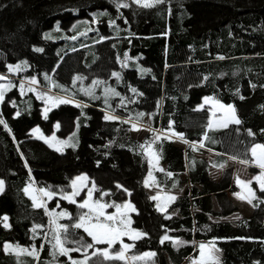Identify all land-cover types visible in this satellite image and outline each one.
<instances>
[{"label": "trees", "instance_id": "16d2710c", "mask_svg": "<svg viewBox=\"0 0 264 264\" xmlns=\"http://www.w3.org/2000/svg\"><path fill=\"white\" fill-rule=\"evenodd\" d=\"M120 2L130 6L117 9L113 0H0V71L10 75L5 85H13L0 103V117L11 129L0 125V218L7 215L10 224L4 228L0 223V264H71L67 256L53 260L49 216L24 192L28 183L56 193L50 200L45 197L49 211L69 214L58 221L68 226L66 247H77L74 241L92 243L83 229L72 227L87 209L59 198L70 192L71 178L79 173L95 184L93 200L123 204L129 198L137 209L129 213L131 227L148 234L131 250L154 251L155 264H183L205 241H215L221 264H264V203L253 201L258 204L252 205L253 212L234 223L209 218L236 208L228 197L233 189L230 173L214 180L211 167L226 164L232 156L250 159V147L264 143V0H166L153 8ZM125 52L129 59L122 67ZM17 64L19 71L8 72V65ZM113 72L120 73L119 80ZM78 76L83 79L75 80ZM32 78L37 83H24L26 90L20 92L19 82ZM106 88L119 96L106 93ZM88 89L92 95L86 94ZM45 91L79 102L52 106L46 103ZM205 95L232 104L241 123L208 130L210 111L196 107ZM45 108L50 109L47 119L42 115ZM106 114L119 119L105 120ZM170 121L190 142L203 140L206 131L211 140L193 151L176 137L161 138L150 151L159 154L162 166H150L149 154L140 145L153 140V130L167 133ZM140 123L150 128L141 140L132 135V125ZM55 124L60 125L58 133L66 130L62 152L30 133L34 125ZM147 188L182 189L168 208L175 211L171 219L157 210ZM256 194L264 199V193ZM36 225L42 227L34 233ZM165 234L186 243L178 248L169 241L161 244ZM5 243L35 247L39 259L5 254ZM69 256L84 258L83 252Z\"/></svg>", "mask_w": 264, "mask_h": 264}, {"label": "snow or ice", "instance_id": "6c2138e0", "mask_svg": "<svg viewBox=\"0 0 264 264\" xmlns=\"http://www.w3.org/2000/svg\"><path fill=\"white\" fill-rule=\"evenodd\" d=\"M113 2L116 4L117 9L120 8H128L130 5L127 2H120V0H113ZM133 4L138 5L141 8H153L157 5H162L166 3V0H131ZM106 14V13H105ZM110 24L112 26H115V20H111ZM85 33H81V35H84ZM77 37L73 36L71 39L75 40ZM103 39V38H102ZM36 51L41 52L43 49L37 48ZM219 59H224V57H218ZM129 59L128 53H124V60L121 61L122 67H127V61ZM21 69V65L17 64L15 66L8 65V72H17ZM143 71V70H142ZM112 75L116 77L118 80L120 79V73L119 72H113ZM47 78V77H46ZM6 77L0 76V80H4ZM82 77H76L75 80H81ZM206 79V78H205ZM75 80L73 81V85H75ZM37 80L35 78H32L30 81V84H36ZM93 85H97L99 83H102L100 81H93ZM13 85L11 83L4 85L0 84V103L4 101L5 98V92L9 90ZM253 88L256 87V85H252ZM21 91L24 90V85H20ZM28 91H33L32 88H29ZM64 91H67V89H64ZM131 91L133 93H136L137 90L135 88H132ZM105 92H111L113 95L119 96V93L115 92L114 89H105ZM86 94L92 95L91 89L86 90ZM46 95V102H49L52 106H59L61 104H70L73 103V99L70 96L65 97H59V96H47ZM142 95V93H140ZM44 98V97H40ZM240 99H244L243 96L240 97ZM107 102V101H106ZM208 102V99L206 98L205 103ZM77 107H81V104H76ZM215 108L222 110L224 112V118L222 121H218L220 127L227 128L230 123L234 124H240L241 121L236 115V109L233 105H224L220 103L218 100L214 101ZM83 107H87V105H83ZM264 108V105L261 106ZM49 108H45V119H47V112L49 111ZM17 116L20 115L19 112L16 113ZM144 113H139L138 116H143ZM213 116L216 115L215 112L212 113ZM105 120H115L119 119V117H116L112 114H106L104 116ZM127 122V121H125ZM0 125H3L5 129L9 128L7 122L0 117ZM173 122H169V129L167 133L163 132L162 130H153L154 131V138L150 142H146L145 145H140V148L142 150H145V152L149 155H151L155 161L156 164H158L160 156L157 152L150 151L152 149V146L156 143V141L163 139L171 140L172 137H176L180 141H182L185 144H188V146L193 151H198L200 148L205 147L204 141H210L211 138L208 136V132L206 131L203 136V140L199 142H190L187 139L184 138V135L182 133H177L173 130ZM57 128L60 127L59 124L56 125ZM79 127V123L77 122V128ZM133 130H139L137 129L136 124L132 125ZM206 128L208 130L214 129V122L212 119H209L208 124L206 125ZM40 129L36 128L33 129V132H39ZM249 135H253L251 131H249ZM73 136H75V133H73ZM50 139L55 140L56 137L53 136ZM71 139V137H70ZM49 138H45V143H48ZM214 142V141H213ZM58 143L66 144V141H58ZM51 147V144H49ZM75 146V145H71ZM60 149H57L59 151ZM211 151V149H209ZM251 158L250 159H239L238 157L232 156L229 157V159L238 161L239 163L245 165L246 167L252 166L259 169V173L255 175L251 180H243L239 176L236 177V184L240 187L241 191L234 193V195L242 200L246 201L247 203L253 205L254 207L258 206V204H253V201H259V203H264V199H261L257 196L256 192L257 189H254L252 187V184L255 182L258 185V190L261 193H264V144H255L251 149ZM150 166L153 165V160H149ZM213 167H219L220 169H223L225 167V164L220 165H213ZM159 171L163 172V168H159ZM167 176L171 177L173 174L171 172L166 173ZM149 178H152V172L149 171L148 173ZM87 180L86 176H78L75 179L71 181L70 187L72 189L71 193H65L63 194L62 198L68 200L70 203H76L75 197L80 194V192L83 190L84 187H87L86 184L83 182ZM154 182V178H153ZM79 184V186H78ZM144 186L149 187V181H144ZM29 187H26L24 189V192L27 194L29 192ZM175 187V185H174ZM117 188H123L122 185L117 184ZM93 190H95V184L93 183L92 188L88 189L87 192V199H84L82 203H79V208L81 209H87L86 212H83L77 219V221L72 225L75 229H83L85 233L89 237H91L92 243H81L79 241H74L72 243H77L78 246L74 248L66 247V244L70 243L67 239V233H68V226L64 224L58 223L59 219L63 217H68L69 214L65 211H61L59 213H54L52 211H49V209L46 206V203L43 201L38 202L37 198L35 196L32 197L33 206L35 208H43L45 211V214L49 216V224L52 226V239L55 241L52 244V247L54 249L52 255L53 260H56L58 256H67L69 257L71 264H89V261L92 259V257H101L103 261H123L124 264H131V262L135 261H145L147 262L151 261L152 264H154L153 258L157 255L155 252H145L140 255H132L128 256L127 253L135 247V242L138 240H141L145 238L148 234L146 232H142L139 230H136L131 227L133 221L129 215V213L137 212L136 207L131 203V201H127L123 204H108V203H102L100 200H93ZM4 191V181L0 180V193ZM124 192L127 193V195L131 196V192L128 189H123ZM38 192L42 194V196L47 197L49 200L52 199L56 193L50 190H47L45 188L38 189ZM104 195H108V193H104ZM152 201H158L160 200L159 195H154L150 197ZM164 200L166 201L163 205L160 203L156 204V208L161 213H165V219H171V215L167 214L168 208L171 203L175 202L177 200V196L175 195H166L164 197ZM114 207L116 211L111 214L106 213V209ZM138 214V213H137ZM9 217L7 215L0 218V223L3 224L4 228H9L10 224L8 223ZM41 225H36L33 228V232L35 233L36 229L41 228ZM123 237H127L129 240H131L133 243H124ZM166 241H169L172 243L173 247H180L184 245L185 241L175 240L172 237L165 234L160 239V243L164 244ZM117 243L120 244L119 250L113 251L114 245ZM106 244V248H96V245H104ZM88 249H94L91 253V255L88 254ZM200 249V256L198 259L193 260L192 264H219V255L220 249L215 247V241L210 242L209 244H203L201 243L199 245ZM3 251L5 254H16L17 256L26 253L29 256H32L36 259H39V251L32 247L31 250L28 248H22L19 245H13L10 243H5L3 245ZM70 252H83L84 258L82 260H75L71 259L69 256ZM255 264H259V261H256Z\"/></svg>", "mask_w": 264, "mask_h": 264}, {"label": "rangeland", "instance_id": "374dc122", "mask_svg": "<svg viewBox=\"0 0 264 264\" xmlns=\"http://www.w3.org/2000/svg\"><path fill=\"white\" fill-rule=\"evenodd\" d=\"M0 76L6 77V79L0 80V84H4L5 85L6 83L10 82L11 78H10V75H8L7 73H4V72L0 71ZM27 82H28V85H30L29 80ZM27 82L24 81V80H21V82H19L18 89H19L20 92H22L21 88H20V85L21 84L25 85L24 83H27ZM30 86L32 87V85H30ZM24 90H26L25 87H24ZM44 93L49 94L47 96L53 95L52 93L47 92V91H45ZM62 97H65V96H62ZM45 98H46V95H45ZM206 98L208 99L207 103H205ZM216 100H218V99H216L214 96L205 95V96L202 97L201 101L197 104L196 107L197 108L207 107L208 110L210 111V119L213 120L214 126H219V124L217 122L218 121H222V119L224 118L225 114H224V112L222 110H219V109L215 108L214 101H216ZM218 101L220 103L226 105V106L227 105H232V104L223 103L220 100H218ZM73 102L77 103L79 101L76 100V99H73ZM46 103L49 104V102H46ZM213 112L216 113L215 116L212 115ZM42 115L45 116V113L43 112ZM56 125L57 124H55L53 128H51L52 126L51 127L42 128L39 125H34V126H32L30 128V133L36 140H39L40 142L44 143L49 149L54 150V151H57V149H60L58 152H62L64 150V144L58 143V141H65V138L62 135H63V132L66 131V130H63V131H61V133H58L56 131V128H57ZM36 128H39L40 131L34 133L33 129H36ZM137 129H139V130H133L132 129V135L134 137H136L137 139L141 140L143 138V135L150 128H149V126L140 123V124H137ZM53 136L56 137L55 140L50 139ZM45 138H49L48 143H45ZM176 140H177V143H180V144L183 143L182 141H180L177 138H176ZM49 144H51V147L49 146ZM255 144H264V143H255ZM255 144H253L250 147V149ZM249 152H250V150H249ZM207 155H209V154L207 153ZM149 157H150L151 160H153V165L154 166L157 167L158 165H160L159 162H158V164H156L155 159L151 155H149ZM250 158H251V153H250ZM160 166H162V165H160ZM225 172L226 173H230L231 185L233 186V189L231 190V192L228 193V197L231 200V202L236 206V208L233 211H231V212H229L227 214L217 215V216L209 215V218H210L211 221H215V222H217V221H229V222L234 223V222L238 221L239 219H241L243 217L249 216L253 212V207H252L251 204L247 203L246 201H242V200L238 199L234 195V193H237V192L241 191L240 187L237 186V184L235 182L236 181V177L239 176L243 180H251L255 175H257L259 173V169L256 168V167H252V166L246 167L245 165L239 163L238 161H233V160L228 161L225 164V167L223 169L214 168V167H211V169H210L211 178L214 179V180H216L217 178L220 179L223 176V174H225ZM78 176H86L87 177V180L83 182L84 184L87 185V187H84L83 190L80 192V194L75 197L76 203H82L84 199H87L88 189L92 188L93 182L90 180L89 176L87 174H85V173H79V174L74 175L71 178V181L73 179H75L76 177H78ZM71 181H70V184H71ZM29 186H31V187L29 188V192L27 193V195L31 198V200H32V197L35 196L37 198L38 202H40V201L45 202V196H42V194H40L38 192V189H40V188L36 187L32 183H28L25 186V188L29 187ZM78 186H79V184H78ZM252 187L254 189H257V191H258V185L255 182L252 184ZM146 190H147V192H148L150 197H152L154 195H159L160 196V200L156 201V204L160 203L162 205L166 202L164 200V197L166 195H175L176 196V195L182 193V189L169 191V190L160 189V188H147ZM71 191H72V189L70 190L69 193H71ZM60 197L62 198V196H59V198ZM128 200H129V198L127 199V201ZM214 208L215 209L219 208V205H218L216 200H214ZM174 213H175L174 210H170V211L167 212V214H174ZM109 214H111V213H109ZM175 240L185 241L182 238H178V239H175ZM210 242H212V241H205V242L198 243L197 252L194 255L190 256L183 264H192V261L198 259L199 256H200L199 245L201 243L207 245ZM124 243H126V242L124 241ZM106 247H107V245L102 246L101 249L102 248H106ZM115 247H116V245H114L113 251L119 250V249H116ZM215 247L218 248L216 245H215ZM145 252H154V251H152V250H143V251L139 250L138 252H134V251L130 250L127 253V255L128 256L140 255V254H143ZM218 255H219V264H221V261H220V259H221V250L218 253ZM97 258H98V260L96 262H93V264H113L115 262L124 264L123 261H103L101 257H97ZM153 260H154V258H153ZM131 264H146V262L145 261H135V262H131ZM147 264H152V262L149 261V262H147Z\"/></svg>", "mask_w": 264, "mask_h": 264}, {"label": "crops", "instance_id": "0c3cea01", "mask_svg": "<svg viewBox=\"0 0 264 264\" xmlns=\"http://www.w3.org/2000/svg\"><path fill=\"white\" fill-rule=\"evenodd\" d=\"M217 179H219V178H217ZM217 179H216V180H217Z\"/></svg>", "mask_w": 264, "mask_h": 264}]
</instances>
